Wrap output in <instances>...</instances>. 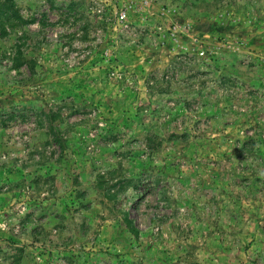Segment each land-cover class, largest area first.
Here are the masks:
<instances>
[{
  "label": "rangeland",
  "instance_id": "rangeland-1",
  "mask_svg": "<svg viewBox=\"0 0 264 264\" xmlns=\"http://www.w3.org/2000/svg\"><path fill=\"white\" fill-rule=\"evenodd\" d=\"M0 264H264V0H0Z\"/></svg>",
  "mask_w": 264,
  "mask_h": 264
}]
</instances>
